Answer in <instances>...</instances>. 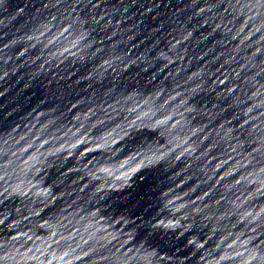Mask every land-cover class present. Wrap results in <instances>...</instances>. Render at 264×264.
<instances>
[{
	"label": "water",
	"instance_id": "water-1",
	"mask_svg": "<svg viewBox=\"0 0 264 264\" xmlns=\"http://www.w3.org/2000/svg\"><path fill=\"white\" fill-rule=\"evenodd\" d=\"M0 264H264V0H0Z\"/></svg>",
	"mask_w": 264,
	"mask_h": 264
}]
</instances>
